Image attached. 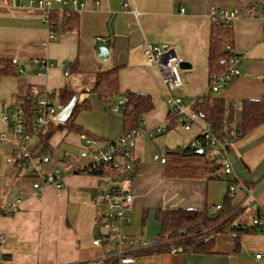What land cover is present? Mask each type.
Listing matches in <instances>:
<instances>
[{
    "label": "crops",
    "instance_id": "1",
    "mask_svg": "<svg viewBox=\"0 0 264 264\" xmlns=\"http://www.w3.org/2000/svg\"><path fill=\"white\" fill-rule=\"evenodd\" d=\"M76 1L84 5L82 9L64 11L54 5L50 21L42 9L32 6L30 11L25 0H0V60L14 62L17 70L0 75V114L21 105L29 87L52 91L54 104L61 90L71 89L76 103L86 100L89 109V101L80 95L94 93L89 89L97 72L116 69L118 92L103 98L111 99L112 104L100 115L110 116L109 127L117 134L111 140L105 137L110 132L106 122L99 123L97 130L78 124L75 117L83 108L74 114V123L83 131H69L62 124L44 151L39 133L30 144L32 162L51 181L58 176L63 185H45L39 194L32 188L35 174L27 166L5 162L14 152L10 136L0 142L1 264H103L111 259L118 264V255L125 258L129 253L140 254L131 257L132 264H264V225L251 224L258 213H264V122L237 136L227 149L226 159L238 185L231 200L235 230L217 235L208 253H182L178 248L171 253L175 245L170 243L167 251H158L162 243L156 210H205L217 215L226 208L229 183L222 170L217 176L195 179L168 173L175 165L166 153L186 146L199 135V128L184 132L175 122L166 125L170 109L165 102L166 88L158 68L142 55L145 45L174 50L189 66L180 69L182 88L172 96L184 100L199 95L218 97L227 109L224 130H240L243 101L264 99V0H128L130 10L122 7L127 0ZM219 8L237 15L231 28L232 53L241 56L240 76L218 92H210V15L212 9ZM50 33L54 39L49 38ZM99 47L108 49L104 61L98 59ZM41 63L49 65L48 69L41 71ZM127 92L148 95L152 108L138 124L142 135L133 150V173L127 185L133 198V219L117 228L115 235L102 227L109 215L105 206L92 204L104 187L96 175L83 170L89 164L88 151L115 141L129 129L120 109L111 112ZM59 107L63 108L60 103ZM204 123L200 119L199 124ZM158 126H167L163 133L154 134L161 135V140L165 137L156 141L164 152L163 164L145 154V131ZM6 130L0 121V133ZM78 149L80 155H76ZM45 155L49 161L43 164ZM17 198L19 210L7 214L6 203ZM216 206L222 209L216 210ZM96 239L99 243L94 245Z\"/></svg>",
    "mask_w": 264,
    "mask_h": 264
},
{
    "label": "built area",
    "instance_id": "2",
    "mask_svg": "<svg viewBox=\"0 0 264 264\" xmlns=\"http://www.w3.org/2000/svg\"><path fill=\"white\" fill-rule=\"evenodd\" d=\"M16 1V0H12ZM28 2L30 11L32 6L42 9L46 19H48L54 10V5L59 9L72 8L73 10L82 9L83 4L76 0H25ZM125 10H130L129 1L122 4ZM136 15V12H133ZM212 23L217 21L223 22L225 26L232 28L234 20L237 15L233 11L225 9H212L210 15ZM49 23V22H48ZM53 29V25L50 24ZM52 32V31H51ZM50 39H54V34L50 33ZM102 44H105L103 38H99ZM227 50L232 52V47L228 45ZM231 57L227 63L226 70L218 76L211 79L208 89L210 92H218L221 88L231 83L236 77L240 76V62L241 56L236 53ZM144 59L152 65H155L161 74L162 82L166 88L165 102L171 108L167 113L166 125L175 122L179 129L184 132L190 131L194 127L199 128V135L191 139L187 146L195 150H206L212 154L217 162L221 164L223 175L227 179L235 181L233 178L232 167L230 162L226 159V153L229 144L241 134L239 129L228 127L224 130V135L217 134L212 130L209 123H204L201 126L199 114L195 111L197 104L202 102L203 95L184 100L179 97L172 96V92L182 88V81L180 78V64L183 60L169 48H158L151 45H145L142 50ZM35 63H37L35 61ZM41 71L47 70L49 65L39 64ZM22 72V69L19 70ZM65 77H69L68 72L64 73ZM264 81V78H263ZM32 97L34 101L33 126L31 129L27 128L25 111L22 103L14 108L8 109L6 112L0 114V121L6 124L7 130L0 133V142L5 141L10 136V140L14 145V152L5 158V162L9 165L18 162H25L26 166L35 174L36 180L32 184V188L36 193H41L45 185L52 184L56 188L63 187L62 182L58 176L52 179L47 177L43 171H38L34 162H32V155L30 154V144L34 137L58 114V110L54 104V94L47 89H36L29 87L27 95ZM125 102V98L119 97L116 105L113 106L111 112L117 113L120 106ZM167 126H158L152 130L145 131L150 137L153 134L163 132ZM142 131L137 129H130L125 131L118 139L107 143L99 149L88 151L90 158L86 170L83 172L94 173L100 181V186L104 189L100 195L92 199L94 205H104L109 215L107 220L102 223L104 229L113 231L117 234V228L128 225L132 222V195L127 188L132 173H133V150L141 137ZM90 145L89 141H86ZM67 156V153H64ZM154 161L165 163V159L154 154L152 156ZM45 164L49 161L48 156H43L41 159ZM235 192V186H229V195L232 197ZM20 200L14 199L6 203V213L13 214L19 210ZM216 210H221V206H216ZM252 227H259L264 225V213H258L252 219ZM122 243V237H119ZM137 242V241H136ZM135 242V243H136ZM99 240L93 241L97 245ZM4 244V239L0 234V250ZM175 246H171L170 252L176 253ZM259 259L260 254L255 256ZM132 259L129 257H121L118 255V264H132Z\"/></svg>",
    "mask_w": 264,
    "mask_h": 264
},
{
    "label": "trees",
    "instance_id": "3",
    "mask_svg": "<svg viewBox=\"0 0 264 264\" xmlns=\"http://www.w3.org/2000/svg\"><path fill=\"white\" fill-rule=\"evenodd\" d=\"M49 18L52 21V15ZM228 45L232 47V29L225 26L221 21L212 23L209 45L210 81L213 77L221 75L226 70L229 59L235 55L226 49ZM16 71L14 62L0 60V75L10 72L15 73ZM90 87L89 91L94 92L101 99L115 96L118 92L116 69L97 72ZM74 95L75 93L71 89L61 90L58 94L61 107H65ZM124 98L125 102L120 106V110L129 122L128 130L137 129L142 115L152 108L151 98L148 95L132 92L125 93ZM23 103L26 125L27 128L31 129L33 126L34 101L32 97L27 96ZM80 108H83L82 110L88 108L86 100L81 105L79 103L75 104L67 121L61 123L54 120L50 121L40 131L39 144L42 146V151L46 149L48 139L58 127L61 128L66 125L69 131H83L74 123V114ZM226 110L223 100L215 96H204L202 102L197 104L195 108L199 118L205 123H209L212 130L222 136L224 135L223 124ZM262 122H264V99L243 101L241 135ZM197 151L186 145L178 150L167 152L166 157H169L170 163L173 162V165H175L171 167V170H168V173L178 178L195 179L208 178L221 172V164L208 151L203 150L200 154ZM16 165L26 166L25 162H18ZM35 180L36 177L33 176V182ZM227 181L229 186L234 185L235 190L237 189L238 185L234 181L229 179ZM227 195L226 208L213 216L209 215L205 210H156L155 217L160 223L158 240L162 243L159 245L158 251H167L170 244H172L182 253L204 254L210 252L215 246V237L217 235H225L229 229L235 230V227H232L235 217V213H232L233 207L231 205L233 196L230 197L229 188H227ZM236 230L241 229L236 228ZM138 254L129 253L127 256L133 258ZM103 264H115V260L111 259Z\"/></svg>",
    "mask_w": 264,
    "mask_h": 264
},
{
    "label": "rangeland",
    "instance_id": "4",
    "mask_svg": "<svg viewBox=\"0 0 264 264\" xmlns=\"http://www.w3.org/2000/svg\"><path fill=\"white\" fill-rule=\"evenodd\" d=\"M73 79H74L73 82L76 83L77 79L75 78V76L73 77ZM174 97H176V96H174ZM80 98L81 99H84V98L87 99L89 101L90 108L87 110L80 111L75 117L76 122L78 124L84 125L85 127L89 128V130H92V129L97 130L96 127L98 126L99 123L106 122V130L110 129V132H109V134L107 133V135H105V137H107V139L111 140L110 138L113 137L115 134H117L116 133L117 131L114 130V128L109 127L111 120L107 119V117H110V116L106 113V118H105V115H104V118H102L100 113L104 114V112L107 110V108L112 104V100L111 99H105V100L100 99L94 93L80 95ZM55 107H57L56 109L60 111L58 100L55 101ZM118 120H120V118H118ZM115 125H116L117 129L120 130V128L118 127V123H116ZM119 137H117V138L115 137V138L118 139ZM161 139H162L161 135L157 136L154 134L152 135V137H150L149 135L145 137V140H144L145 154L148 155L150 159H152V156L154 154H157L159 157L164 156L162 146L160 145L161 143L158 144L156 142V141L160 142V141L165 140V137L163 138V140H161ZM75 152H76V155L81 154V150H79V149L76 150ZM212 213H216V211H214ZM1 263H2V261L0 258V264Z\"/></svg>",
    "mask_w": 264,
    "mask_h": 264
},
{
    "label": "water",
    "instance_id": "5",
    "mask_svg": "<svg viewBox=\"0 0 264 264\" xmlns=\"http://www.w3.org/2000/svg\"><path fill=\"white\" fill-rule=\"evenodd\" d=\"M97 54L99 61H104L107 58L108 49L106 47H99L97 48ZM188 66H189L188 63L186 61H183L180 64V69H186ZM76 101H77V96H73L72 99L69 101V103L59 111V113L54 117L53 120L55 122H60V123L67 121L72 113ZM197 152L199 154L202 153L201 150H198Z\"/></svg>",
    "mask_w": 264,
    "mask_h": 264
}]
</instances>
